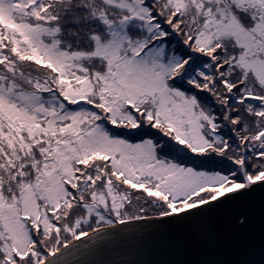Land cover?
Instances as JSON below:
<instances>
[{"label": "snow or ice", "instance_id": "6c2138e0", "mask_svg": "<svg viewBox=\"0 0 264 264\" xmlns=\"http://www.w3.org/2000/svg\"><path fill=\"white\" fill-rule=\"evenodd\" d=\"M257 187L264 0H0V264Z\"/></svg>", "mask_w": 264, "mask_h": 264}, {"label": "water", "instance_id": "95a60500", "mask_svg": "<svg viewBox=\"0 0 264 264\" xmlns=\"http://www.w3.org/2000/svg\"><path fill=\"white\" fill-rule=\"evenodd\" d=\"M247 217L244 225L236 217ZM87 239V238H85ZM80 264H264V187L182 222L123 225Z\"/></svg>", "mask_w": 264, "mask_h": 264}]
</instances>
